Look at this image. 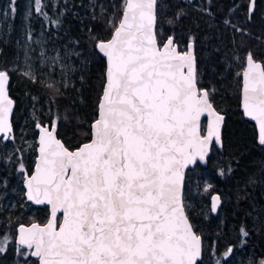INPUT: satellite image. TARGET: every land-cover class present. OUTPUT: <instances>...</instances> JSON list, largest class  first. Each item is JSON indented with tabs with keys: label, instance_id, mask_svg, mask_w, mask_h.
Returning a JSON list of instances; mask_svg holds the SVG:
<instances>
[{
	"label": "snow or ice",
	"instance_id": "snow-or-ice-1",
	"mask_svg": "<svg viewBox=\"0 0 264 264\" xmlns=\"http://www.w3.org/2000/svg\"><path fill=\"white\" fill-rule=\"evenodd\" d=\"M155 3L125 0L112 38L97 44L108 66L90 141L70 151L54 135L56 121L36 124L42 133L39 162L25 195L50 205L51 214L43 227L20 229L19 243L34 249L21 253L26 261L31 256L38 264H197L201 257L202 242L184 216L180 188L183 169L196 156L204 159L213 137L220 140L223 117L214 112L208 91L198 87L190 51L177 52L171 38L162 46L157 42ZM248 60L243 108L259 122L264 144V68L252 63L251 54ZM23 75L35 82L30 65ZM8 79L0 70L4 140L12 131ZM47 87L59 91L51 83ZM204 112L213 122L201 137ZM241 234L248 235L243 228ZM231 252L227 248L225 259Z\"/></svg>",
	"mask_w": 264,
	"mask_h": 264
},
{
	"label": "trees",
	"instance_id": "trees-1",
	"mask_svg": "<svg viewBox=\"0 0 264 264\" xmlns=\"http://www.w3.org/2000/svg\"><path fill=\"white\" fill-rule=\"evenodd\" d=\"M124 1L59 0L57 15L52 16L47 0H40L39 11L32 0L31 19L42 24L49 38L52 34L57 39L68 68L66 84L55 86L59 91L54 92L47 83L33 82L13 68V25L21 0L14 5L9 0L15 12L10 10L11 28L1 46L0 70L8 72V90L15 106L8 144L0 139V171L8 172L11 185L19 189L23 175L32 170L35 123L56 121V134L69 148L90 138L89 123L96 117L105 65L95 44L110 36ZM155 32L158 41L172 35L179 49L193 42L196 65L207 70L202 84L212 90L209 98L225 117L221 146L212 145L206 164L196 163L185 172L183 206L202 242L197 264H216L217 260L222 264L229 247L242 249V253L250 249L253 264H260L264 258V146L256 141L254 123L242 116L240 71L234 74L232 67L236 53L240 57L250 53L264 68V0L253 4L249 0H156ZM22 113L26 115L25 129L16 131ZM205 177L212 183L207 192L201 185ZM213 192L221 200L215 214L210 209ZM47 214L46 206L34 207L23 195L17 197L13 209L0 208V264H37L36 257L26 261L21 254L30 250L15 242V227L44 222ZM241 228L247 236L241 234Z\"/></svg>",
	"mask_w": 264,
	"mask_h": 264
},
{
	"label": "rangeland",
	"instance_id": "rangeland-1",
	"mask_svg": "<svg viewBox=\"0 0 264 264\" xmlns=\"http://www.w3.org/2000/svg\"><path fill=\"white\" fill-rule=\"evenodd\" d=\"M195 1L196 3L198 2V0ZM47 2L51 15L56 16L57 12L55 8L59 0H47ZM35 7L37 8L36 0L34 2V8ZM103 7L106 10L108 9L106 2L103 4ZM110 7L112 10L113 6L110 5ZM104 9L103 11H105ZM10 10L9 0H0V51L2 43L7 42L8 35L10 33ZM32 11V0H21L19 3L17 21L13 25V33L15 34L14 45L16 50L13 68L17 70L19 75L26 77L23 73L28 71V66L30 65L35 79L40 82L47 84L51 83L56 87L65 85L67 81L68 68L66 66L64 56L59 50L60 48L58 47L57 39L52 34L51 38H49V35L45 32L42 24H35V22L31 19ZM235 29L237 30L238 27ZM158 42L160 43L162 40ZM244 56L245 54L241 57L239 53L235 54L232 67L234 74L238 71L241 73L244 66ZM206 71L207 70L205 69H199L196 65L198 86L199 88H205L208 91L209 96H211L212 90L204 86L201 81L205 79ZM211 73L216 75L215 71H211ZM238 91L240 92V87L238 88ZM25 117L26 115L24 113L20 115L16 131H23L25 129ZM201 130H204V122L202 123ZM34 136H36V134ZM6 144H8L7 139ZM201 185L203 191L205 192L212 189V183L208 177H205ZM16 186L17 185L15 184L11 185L8 183V172L6 173L0 171V208H7L8 210H11L17 203V197L20 195L24 196L22 183L19 189ZM242 251V249L232 250V256L228 255L222 264H253L254 258L251 250L245 249V252L243 253ZM262 261H264V258Z\"/></svg>",
	"mask_w": 264,
	"mask_h": 264
},
{
	"label": "water",
	"instance_id": "water-1",
	"mask_svg": "<svg viewBox=\"0 0 264 264\" xmlns=\"http://www.w3.org/2000/svg\"><path fill=\"white\" fill-rule=\"evenodd\" d=\"M254 1H255V0H249V3H250V4H253ZM124 8H125V1H124L123 9H122V11H121V14H120V18H119V20H120L121 17H122V14H123V10H124ZM154 15H155V22H154L153 31H154V33H155V23H156V3H155V5H154ZM118 23H119V21H118ZM118 23H117V25H118ZM113 31H114V29L112 30V32H111V34H110V36H109L108 38L103 39V40H99V41H107V40H110V39L112 38ZM155 37H156V34H155ZM169 38L172 39V41H173L172 47H174L175 50H176L177 52L183 53V52H186V51H190V53H191V55H192V57H193L194 71H195V73H196V59H195V53H194L193 42H192V41H188L187 44H186V48L183 49V50H180V49L178 48L177 43H176L175 40H174V37H173L172 35H169V36H167V37L162 41V43H160V45L162 46L164 43H167V41H168ZM156 40H157V38H156ZM99 41L96 42V44H95V48H96V50L98 51V53H99L101 56H103V58H104V63H105V65H104V82H103V85H102V90H101L100 96H99L98 101H97V103H96V117H95L93 120H91L90 123H89L90 138H89L88 140H86V141L81 142L79 145H77V146L74 147V148H69V147H67V146L64 144V142L62 141V139L59 138V137L57 136V134H56V128L54 129V135H55L56 139L59 140V141H60V142L66 147V148H68L70 151H75V150H76L78 147H80L82 144L88 143V142L90 141V139H91V125H92L93 121H94V120L97 118V116H98V107H97V106H98V103H99L100 97H101L102 94H103V89H104V85H105V82H106V70H107V66H108L107 57H106V56H105V55L99 50V48L97 47V44H98ZM157 42H158V41H157ZM189 45H191V48H189ZM249 54H250V53L246 54L245 57H244V66H243V69H242L241 74H240L239 108H240V110H241V112H242V116H243L244 118H246V119H248V120H250V121H252V122L254 123V125H255V130H256V141H257V143H258L259 145L264 146V144H261V143H260V124H259V122H258L257 120H255V119H253L251 116L246 115V114H245V111H244V108H243V95H244L243 90H244V83H245V80H244V74H245V72H250V71H251L250 64H249V60H248V56H249ZM251 58H252V63H253V64H255V65H259L261 68H263V64H262V62H261L259 59H255L252 55H251ZM8 76H9V75H8ZM8 84H9V79H8V81H7V83H6V86H5V96H6V99H7V100L11 101V104H10V111L8 112L7 120H8V122H9V124L11 125V129H12V131H13V127H12V114H13V111H14L15 102H14V99H13V98L11 97V95L9 94ZM198 87H199V86H198ZM201 89H205V88H201ZM209 101H210V103L212 104V102H211L210 99H209ZM212 108H213V110H214V112H215L216 114H218V115H220V116L223 117V121L221 122V124H220V126H219V136H220V140L217 141L216 138L213 137L212 140H211V142L208 144V146H207V148H206V152H205L204 159H203V160H200L199 156H196L194 162L188 164V165L183 169V179H182V182H181V188H180V197H181V203H182V206H183V185H184V178H185V172H186V170H187L189 167H193L196 163H199V164H201V165H205V164H206V159H207V157H208V155H209V153H210L211 146L214 144L215 146L220 147L221 144H222L221 134H222V129H223L224 118H225V117H224V114H223L222 112L218 111V110L214 107L213 104H212ZM203 122H204V130L202 131L201 128H202V123H203ZM212 122H213V117L209 116V115L207 114V112L202 113V115H201V117H200V121H199V125H200V127H199V134H200L201 137H205V136H207L208 126H209V124L212 123ZM37 123H39V122H37ZM37 123H35V125H34V126H35V132H36V133H35V134H36V136H35L36 146H35L34 164H33L32 170H31L29 173H26V174L23 175V178H22V187H23V189H24V191H23L24 199H25L26 201H28L29 203H31L33 206H36V207H38V206H46V207H47V210H48V214H47V219H46L44 222L31 221V222H28V223H19V224L16 225V227H15V234H14V240H15V242H16L18 245H20V246H22V247H24V248H26V246H25V245H21V244L19 243V237H20V234H21V233H20V229H21V228H24V229H31V228H32V225H34V224L37 225L38 227H43V226H45V225L48 223V221H49V219H50V214H51V206H50V205H48L47 203H44V204H37V203H35V201L28 200V199H27V196L25 195V192H26V190H27V189H26V180H27L28 177H30V176L33 174V172H34V170H35V168H36V165H37V163L39 162V155H40V153H39V148H40L39 140H40V136H41L42 133H41L40 129H38V128L36 127V124H37ZM40 124L45 125V126L49 125L48 123H40ZM12 131L8 134V136L12 133ZM2 135H3V134H0V136H2ZM213 197H217V198H218V199L215 201V203H216V207H215V209H213V203H214V201H213ZM220 203H221V200H220V197H219L218 193H213V194L211 195V197H210V209H211V212H212L213 214H215V213L217 212V210H218V208H219V206H220ZM183 210H184V216H185V218L187 219L188 224L191 226L192 231H193L197 236L200 237V235H198V234L194 231V229H193V227H192V225H191V223H190V221H189V219H188V217H187V215H186V213H185L184 206H183ZM59 215H60V213H58V216H59ZM200 239H201V237H200ZM29 250H30V251H33L34 249H29ZM201 254H202V248H201ZM199 259H200V258H199ZM37 264H38V261H37Z\"/></svg>",
	"mask_w": 264,
	"mask_h": 264
},
{
	"label": "flooded vegetation",
	"instance_id": "flooded-vegetation-1",
	"mask_svg": "<svg viewBox=\"0 0 264 264\" xmlns=\"http://www.w3.org/2000/svg\"><path fill=\"white\" fill-rule=\"evenodd\" d=\"M188 1H190V0H188Z\"/></svg>",
	"mask_w": 264,
	"mask_h": 264
}]
</instances>
